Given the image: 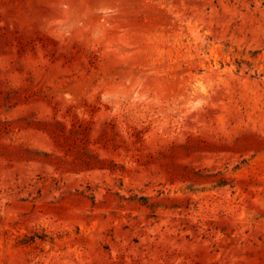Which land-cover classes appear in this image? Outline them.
Here are the masks:
<instances>
[{
	"label": "rangeland",
	"instance_id": "rangeland-1",
	"mask_svg": "<svg viewBox=\"0 0 264 264\" xmlns=\"http://www.w3.org/2000/svg\"><path fill=\"white\" fill-rule=\"evenodd\" d=\"M0 264H264V0H0Z\"/></svg>",
	"mask_w": 264,
	"mask_h": 264
}]
</instances>
